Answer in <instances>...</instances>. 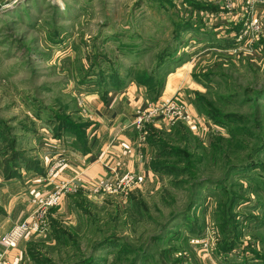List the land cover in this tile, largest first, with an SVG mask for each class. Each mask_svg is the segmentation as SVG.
<instances>
[{
	"label": "rangeland",
	"instance_id": "1",
	"mask_svg": "<svg viewBox=\"0 0 264 264\" xmlns=\"http://www.w3.org/2000/svg\"><path fill=\"white\" fill-rule=\"evenodd\" d=\"M180 25L187 28L176 39ZM169 47L176 56L160 59ZM160 61L165 74L153 86L155 97L163 93L153 102L135 75H153ZM208 72L211 81H195ZM122 81L137 96L131 126L149 151L148 126L167 137L177 123H146L143 135L139 113L168 99L187 104L191 119L178 123L191 134L169 145L187 147L178 165L194 170L155 172L143 187L132 173L92 182L75 180L80 171L62 173L86 152L84 141L57 137L53 112L84 121L90 143L95 100ZM177 81L223 97L236 134L208 124L192 92L170 96ZM12 155L22 166L10 170ZM126 175L135 184L99 188ZM56 185L66 186L61 200L42 207L38 200ZM0 211V254L13 264H72L90 255L103 264H264V0H0ZM23 224L27 233L7 249L1 241ZM55 225L75 239L56 240Z\"/></svg>",
	"mask_w": 264,
	"mask_h": 264
},
{
	"label": "crops",
	"instance_id": "2",
	"mask_svg": "<svg viewBox=\"0 0 264 264\" xmlns=\"http://www.w3.org/2000/svg\"><path fill=\"white\" fill-rule=\"evenodd\" d=\"M185 86L187 85L177 81L171 91H169V94H172L170 96H173L179 90H183V88L186 93L188 92V95L195 90V87H190L187 90L188 88H185ZM128 88H132V86ZM165 93L163 96L168 95V93ZM130 94L131 91H127L126 88L121 93L113 90L109 94L108 99L104 101L95 100L98 103L95 107L98 113H95L94 116L92 115V123L95 124L92 130L94 139L92 137L89 144V147L94 144L95 148L92 149L91 147V150L85 155L76 152L75 161L72 160L70 167L62 171L63 174L65 173L66 176L70 177L80 171L82 176L79 174L75 177V180L79 177L80 181L88 180L92 182L101 177L112 180L115 179L116 174L122 176L123 174L132 173L139 180L138 185L140 184L142 187L146 185V181L151 180L150 178L155 174L150 168V157L153 151L152 149L149 151L145 145V148L143 145L141 147L139 136L132 129V118H135V115L133 114L134 111H131L132 107L130 105L131 103L133 104V99H135L136 103L137 96L131 98ZM125 96L128 99L125 100ZM139 97L141 98V103H145L144 98L146 99V97L142 92H140ZM137 105L133 107L135 112L140 110H137ZM144 182L145 184H143ZM15 262L17 264V260Z\"/></svg>",
	"mask_w": 264,
	"mask_h": 264
},
{
	"label": "trees",
	"instance_id": "3",
	"mask_svg": "<svg viewBox=\"0 0 264 264\" xmlns=\"http://www.w3.org/2000/svg\"><path fill=\"white\" fill-rule=\"evenodd\" d=\"M187 27H181L180 25V29H178L177 31V35L175 36L176 39H179L180 36V32L185 30ZM170 52L171 53H167L163 56H161L160 59L164 60V59H168L171 58V60L174 58V56H176V52H177V47H169ZM182 61V60H181ZM180 61V63H181ZM186 63V62H182V65ZM158 67H156V70L153 71V75H142L139 74L135 75V78L139 80L138 85L144 87L146 89V93L148 95V100L156 102L157 100L160 99V97L162 96L163 90L161 89L160 92H158V95L155 97L154 94V86H153V81L155 80V77H157L156 75L162 76L160 75V73H164L163 70H161V66H162V61H160L157 65ZM158 72V74H157ZM211 72L202 74L203 76H199L197 74H194V79L197 82H201V78L204 77L207 74H210ZM166 76V75H164ZM210 76H205L202 80V82H206V81H211L212 79L209 78ZM124 81L120 82V83H116L115 85L113 84L111 87H105L104 92H103V99L106 100V95L109 93V91H113V90H123L125 88L126 85H124L123 83ZM214 82V81H213ZM164 89V88H163ZM211 89V88H210ZM213 91V90H212ZM212 91L210 90L209 93L210 94H203L199 91H191L193 93V95L195 97H191L190 101L192 103V105L194 106V108L196 109V112H198L200 115H202L203 117L206 118V121H210L211 124L213 126H215L213 123L215 124H219L223 127H225L226 129H228L229 134L235 135L236 131L234 130V128L232 129V124H233V120H234V114L231 113V111H225L226 109H224V105L222 106V98L216 99V96L212 95ZM53 116L56 118V120L54 122H56L55 125V130H56V134L57 137H76V139L81 142L80 146L83 147V141H84V152H88L89 149V141H87L86 137V131L85 128H87L88 125H85L86 123H84V121L82 120H76L79 122H76L74 119H72L70 117V114L65 113V111H54L53 112ZM149 128V132H148V143L150 144L151 149L155 152V156L154 158H152L151 162H150V168L154 171V172H159L161 174L167 175L169 173L172 172H178V173H182V172H187L189 170H194L193 167L189 164L187 165V167H180L178 165V163L180 162L179 160H177L176 156H182L186 154V148L187 147H183L184 149H182V147L180 146H176L178 139H180V141H184L186 138L185 136L188 137V134L190 133V128L188 126H186L183 123H177L175 126H173L172 128V132L166 135H168L167 137L163 136H157V131H156V127H153L152 125L148 126ZM151 129V130H150ZM163 133V132H162ZM189 142H187L188 144ZM169 144H176L175 146L173 145V147H171V145ZM182 144V143H181ZM11 147L14 146V142H12ZM185 145V144H183ZM79 146V147H80ZM77 149V148H76ZM82 149V148H81ZM194 154V153H193ZM22 160H25L26 164L30 165L31 168L33 166V162L30 159L28 154H25V157H21ZM10 160L7 164L8 168L10 170H12L13 167L15 166H22V163H19L20 161H18V157L15 155L13 157L8 159ZM188 161H190L192 163V159H189ZM39 170V169H37ZM35 170V171H37ZM13 173V172H12ZM175 174V173H172ZM179 176V175H178ZM172 185H176L177 184V180L174 178V180L171 181ZM78 195V194H77ZM75 195V196H77ZM82 193L80 192L79 195L77 197H81ZM73 200H77L74 196H71ZM234 206V203H232V207ZM55 208V207H54ZM0 213H2V211H0ZM232 214V213H231ZM53 223H55V220H52ZM89 221H91V219L89 218ZM58 226H54L53 227V237L56 238V240H58L60 242L61 240H67L68 238L71 239H75L74 235H69L66 231H64L63 229L60 230V228L58 229ZM82 227L79 226V230H81ZM109 243V240H108ZM103 244H99L96 247V251L101 250V246ZM146 250V249H145ZM72 264H103L102 262L98 261L96 256L94 255H90L88 257H82L78 260L73 259Z\"/></svg>",
	"mask_w": 264,
	"mask_h": 264
},
{
	"label": "built area",
	"instance_id": "4",
	"mask_svg": "<svg viewBox=\"0 0 264 264\" xmlns=\"http://www.w3.org/2000/svg\"><path fill=\"white\" fill-rule=\"evenodd\" d=\"M191 119V111L187 104H180L176 102V99H168L166 101H161L157 104L151 103L149 109L145 112H140L135 120V126L140 131L143 132V135L147 134L146 123L152 122L156 125L158 122L164 123L167 125H175L178 122H188ZM145 128V130H144ZM100 187L101 189H109L114 187L115 189L126 188L133 183L135 184L136 179L134 175H126L120 180L114 182L115 184L109 183L105 180H101ZM66 186L65 185H56L53 191L45 197H42L38 200L39 204L42 207H54L56 206L61 197L64 195ZM97 189L96 191H98ZM29 227L27 224L18 226L12 232H10L1 243L7 248H15L19 240L27 233ZM0 264H13L6 257V253L0 254Z\"/></svg>",
	"mask_w": 264,
	"mask_h": 264
}]
</instances>
